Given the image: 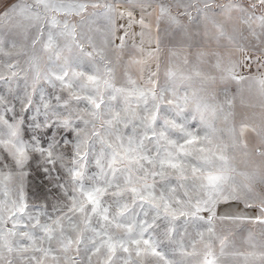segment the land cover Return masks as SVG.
I'll use <instances>...</instances> for the list:
<instances>
[{
  "label": "snow or ice",
  "instance_id": "snow-or-ice-1",
  "mask_svg": "<svg viewBox=\"0 0 264 264\" xmlns=\"http://www.w3.org/2000/svg\"><path fill=\"white\" fill-rule=\"evenodd\" d=\"M0 264H264V0H0Z\"/></svg>",
  "mask_w": 264,
  "mask_h": 264
},
{
  "label": "rangeland",
  "instance_id": "rangeland-1",
  "mask_svg": "<svg viewBox=\"0 0 264 264\" xmlns=\"http://www.w3.org/2000/svg\"><path fill=\"white\" fill-rule=\"evenodd\" d=\"M129 47H131V44H129ZM163 58H164V53L161 54V60H163ZM152 68H153V70H155V62H153ZM161 76H162V73H161ZM37 183H39V178H37Z\"/></svg>",
  "mask_w": 264,
  "mask_h": 264
},
{
  "label": "crops",
  "instance_id": "crops-1",
  "mask_svg": "<svg viewBox=\"0 0 264 264\" xmlns=\"http://www.w3.org/2000/svg\"><path fill=\"white\" fill-rule=\"evenodd\" d=\"M139 42V40H138V38H137V43ZM132 43V41H129V44H131ZM146 47H147V45H146ZM223 210V209H222Z\"/></svg>",
  "mask_w": 264,
  "mask_h": 264
}]
</instances>
